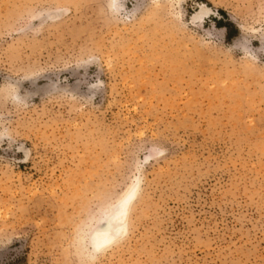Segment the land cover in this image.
<instances>
[{"label":"rangeland","instance_id":"374dc122","mask_svg":"<svg viewBox=\"0 0 264 264\" xmlns=\"http://www.w3.org/2000/svg\"><path fill=\"white\" fill-rule=\"evenodd\" d=\"M0 264H264V0H0Z\"/></svg>","mask_w":264,"mask_h":264},{"label":"bare ground","instance_id":"6f19581e","mask_svg":"<svg viewBox=\"0 0 264 264\" xmlns=\"http://www.w3.org/2000/svg\"><path fill=\"white\" fill-rule=\"evenodd\" d=\"M201 7L203 9L202 14L207 13L205 5L203 4ZM200 15L195 16L194 20L198 19ZM138 190L139 182L133 185L130 189L129 197L113 219H111V216L103 217L101 223L97 226L94 232V238L96 240L94 248L96 252L103 251L105 248L118 242L127 233L131 203L138 194Z\"/></svg>","mask_w":264,"mask_h":264},{"label":"trees","instance_id":"16d2710c","mask_svg":"<svg viewBox=\"0 0 264 264\" xmlns=\"http://www.w3.org/2000/svg\"><path fill=\"white\" fill-rule=\"evenodd\" d=\"M219 12L222 14V17L225 20H228V17H227V14H226L225 11H219ZM218 25L221 26V27H223V28H225V30L227 31V37L228 38H231V36H232V31L231 30H234L235 27L231 23H228L226 25H222V23H219Z\"/></svg>","mask_w":264,"mask_h":264}]
</instances>
